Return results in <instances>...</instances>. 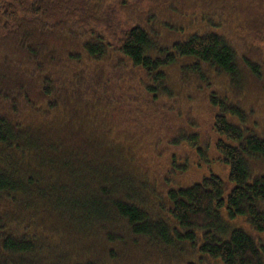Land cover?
Instances as JSON below:
<instances>
[{"label":"trees","instance_id":"16d2710c","mask_svg":"<svg viewBox=\"0 0 264 264\" xmlns=\"http://www.w3.org/2000/svg\"><path fill=\"white\" fill-rule=\"evenodd\" d=\"M0 264H264V0H0Z\"/></svg>","mask_w":264,"mask_h":264}]
</instances>
